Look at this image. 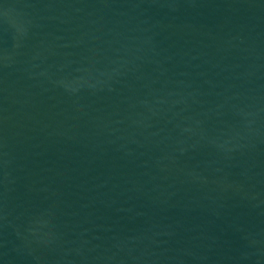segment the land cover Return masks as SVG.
<instances>
[{
  "label": "water",
  "instance_id": "95a60500",
  "mask_svg": "<svg viewBox=\"0 0 264 264\" xmlns=\"http://www.w3.org/2000/svg\"><path fill=\"white\" fill-rule=\"evenodd\" d=\"M0 264H264V0H0Z\"/></svg>",
  "mask_w": 264,
  "mask_h": 264
}]
</instances>
